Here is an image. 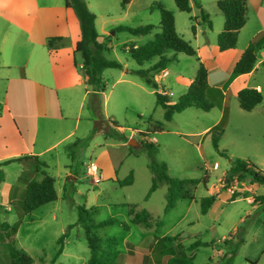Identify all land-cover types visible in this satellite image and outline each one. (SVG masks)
Segmentation results:
<instances>
[{
	"label": "rangeland",
	"instance_id": "rangeland-1",
	"mask_svg": "<svg viewBox=\"0 0 264 264\" xmlns=\"http://www.w3.org/2000/svg\"><path fill=\"white\" fill-rule=\"evenodd\" d=\"M84 1L94 14V28L106 47L103 56L119 62L122 69L146 68L156 61V57H153L138 65L124 49L125 45L144 44L159 31V13L153 6L155 3L171 11L176 33L193 45L192 31L189 28L191 13L178 10L173 0H130L124 8L119 6V0ZM215 2L216 0H190L192 12L198 14L197 18L200 10L208 15L211 22L208 34L213 37L212 42L216 45L215 30H222L223 18ZM145 24H151L153 28L144 35L115 30L118 25L135 27ZM247 28L248 23L239 33V42L246 39L244 34ZM178 56V60L174 58L166 64L163 80L157 85L170 93L167 95L170 101L176 100L185 92V81L192 80L196 71L193 56L183 53ZM120 72L121 69L117 68H106L101 72L102 102L106 114L101 103L100 119H107L110 115L111 120L122 127L123 132H118L109 124L106 133L95 134L96 130L93 132L92 128L82 144H75V139L64 142L58 148L60 157L53 154L51 165L42 169L54 179L55 200L41 204L25 214L21 210L22 200L6 204L5 206L10 207V212L0 207V264H10L9 259L16 250L29 255L32 258L31 264H85L88 248L83 228L77 221V207L83 206L90 210L87 223L96 224L109 218L128 222L129 203H135L136 209L147 210L152 223L159 221L160 226L156 232L134 224H129V228L124 229L119 222L92 227L95 235L115 239L117 263L165 264L171 256L166 249L171 247L172 254L177 255L181 250L185 255H191L193 264H264V200L261 205L254 207L246 200L247 196H251L249 191L241 190L240 193L233 189L232 191L240 193L234 199L231 200L230 195L206 214L199 212V198L207 194L205 189L210 183H217L221 173L229 166L228 160H246L264 173V109L248 113L239 109L235 99L234 107L231 109L230 106L227 125L224 126L222 122L219 124L222 133L220 136L217 134L215 147L210 140L211 133L205 136L201 130L211 123L217 108L202 111L188 107L174 112L169 120H165L162 107L156 104L153 90L132 72L126 71L120 78L139 82L144 86L142 90L137 91L124 80L114 82ZM177 74L181 77H177ZM261 83L264 98V82ZM88 100L87 97L83 106L85 114ZM93 119L98 120L97 117ZM150 124H159L161 131H149L143 141L154 140L152 144L156 146V151L153 159L166 164L169 176L178 179L205 176L208 179L205 187L201 183L195 186L192 199H178L166 212H163L166 184H159L145 199L152 174L147 167L149 157L145 148L140 145L138 132L149 129ZM98 127L105 130L104 124ZM129 139L136 140L137 145L128 144ZM104 148L112 156L109 163L113 164L114 171L110 177H106L99 170V181L94 183L86 174L84 164L89 160L94 161L99 169L102 159L97 157V152ZM70 151L72 160L68 155ZM40 158L48 161L50 156L45 154ZM16 166L9 164L4 167L8 183L15 177ZM105 167L106 162L103 165L104 169ZM32 172L35 174L34 179L42 176L41 172ZM129 172L132 175L130 184L119 185L113 180L123 179ZM262 192L263 186L259 185L256 193ZM3 220L6 224L1 223ZM232 226L237 227L243 235L237 251L229 254L226 251L227 245L221 241L231 233ZM63 233L65 237L57 242ZM176 233H179V238L172 243L160 239L161 236ZM194 240L206 242L207 245L188 250ZM59 248L61 252L57 254Z\"/></svg>",
	"mask_w": 264,
	"mask_h": 264
},
{
	"label": "crops",
	"instance_id": "crops-1",
	"mask_svg": "<svg viewBox=\"0 0 264 264\" xmlns=\"http://www.w3.org/2000/svg\"><path fill=\"white\" fill-rule=\"evenodd\" d=\"M188 1L190 17L197 22L194 32H191L192 47L195 50L193 57L197 58L206 69L207 84L218 88L223 94L221 104L212 108H217L215 117L201 130L205 136H208L209 129L213 125L221 122L224 126L227 125L230 106L231 109L234 107L233 101L236 99V93L243 87L255 88L262 95L261 102L246 112L251 113L257 109H264L261 83L264 82V46L256 51L255 63L249 72L240 75L232 74V67L246 47L248 40L264 30V0H246V20L237 33V40L241 29L248 23L244 34L246 39H243V42L242 39L240 42L236 40L237 43L232 49L222 52L217 50L215 42H212L213 37L208 34V28L199 22L198 14L192 12L190 0ZM218 32L219 29H216L215 36ZM50 37L60 38L53 47H47L45 44ZM78 39L77 18L73 10L64 5V0H0V162L20 156L36 155L45 167H48L49 164L51 165L50 160L53 154L55 157H60L58 148L64 142L88 138L94 125V119L91 118L92 112L88 104L86 114L83 112V106L92 89L85 84V76L79 69V56L74 52ZM97 40L102 43L100 36ZM178 55L179 53L175 55L176 60L180 57ZM166 70L164 68L154 74L153 79L157 85L162 82ZM126 71V68H121L120 75L114 82L124 80L136 90H142L144 86H141L139 82L120 78L121 74L125 75ZM177 77L181 76L177 74ZM190 81L191 79L185 81V87ZM160 90L162 89H157L158 92ZM100 99L102 110L105 113L103 92H100ZM109 119H111L110 115ZM109 126V123L105 124V130L102 133H106ZM114 128L120 133L123 132L119 125H115ZM100 132L98 128L95 134ZM139 140H143L141 135H139ZM128 141L133 146L137 145L134 139ZM62 151L63 149L61 153ZM45 154L50 156L48 161L40 158ZM97 157L102 159L98 169L100 174L110 177L114 170L112 169L113 164L109 163L112 157L109 150L105 148L98 150ZM9 164L17 166L14 168V179L8 183L5 180L4 167ZM1 168L3 180L0 182V207L10 212V207L5 205L11 204L14 200L16 202L22 200L25 183L34 178L35 174L31 167L18 162L4 164ZM225 171L221 173L217 183H210L205 189L206 195H215L207 212L223 198L231 195L228 187H222L221 180ZM206 180L205 186L208 183V179ZM259 185L263 186L262 193H256ZM236 189L240 193L241 190L250 192L251 196H247L246 200L248 202L252 200L250 202L252 206L257 207L262 204L254 195L264 194L263 184L241 182L236 184ZM5 220L1 223L6 224ZM235 229L236 227L232 226L231 233Z\"/></svg>",
	"mask_w": 264,
	"mask_h": 264
},
{
	"label": "trees",
	"instance_id": "trees-1",
	"mask_svg": "<svg viewBox=\"0 0 264 264\" xmlns=\"http://www.w3.org/2000/svg\"><path fill=\"white\" fill-rule=\"evenodd\" d=\"M176 8L180 11L189 13L190 5L188 0H173ZM130 0H119V6L124 8ZM246 0H216L215 5L220 11L223 22L222 30L216 35V46L219 51H225L232 49L237 40V33L239 29L244 25L246 20ZM64 5L70 7L78 21L79 26V39L74 46V52L79 56L80 72L85 76V84L88 85L92 91L88 95L87 104L92 110L93 118L97 117L98 120H94V129L98 130L100 124H110L115 127V122L111 119H100V105L101 99L99 93L103 91V81L101 79V72L106 68L121 69L122 65L111 59H107L103 56V51L106 47L100 43L98 34L94 28V14L88 9L84 0H64ZM153 6L158 10L159 31L154 33L153 38L148 40L142 45L124 46L129 57L134 60L138 65L143 62L149 61L151 58L156 57V61L150 64L146 68H137L135 70L126 69L127 72L136 73L143 83L153 90L155 95L156 104L160 105L163 109V118L169 120L174 112H180L185 108L194 107L202 111H208L215 106H219L223 99V94L218 88L211 87L206 81V69L201 62H197V67L192 80L186 87L184 93L179 95L176 100L170 101L167 95L160 94L157 89V84L153 79L155 73L166 67L169 61L174 60L177 53H183L188 56H194V48L183 38H181L175 31L174 18L171 11L163 8L160 4L155 3ZM190 31L194 32L195 24L197 23L194 18L189 17ZM199 22L203 23L207 28H210L211 22L208 15L200 10ZM153 28L151 24H145L141 26H128L118 25L115 27L116 31H126L133 35H144L150 32ZM59 37H50L46 40L47 47H53L54 43L58 41ZM264 46V31H260L253 35L246 47L241 52L239 58L236 60L232 67V74L240 75L247 73L253 67L255 63V53L258 49ZM264 65V62H263ZM262 100L261 93L255 88L243 87L236 93V101L238 107L244 111L252 109L255 105L259 104ZM100 129V128H99ZM101 132L103 129H100ZM149 131L159 132L161 126L159 124H150L149 129L143 132H139V135L143 139L147 136ZM210 140L213 145L217 147V134L221 135L222 129L219 124H215L209 129ZM84 139H75L74 143L82 144ZM140 145L145 148L149 160L147 167L152 174L151 182L148 190L145 194V199L149 194L154 191L161 183L166 184L165 202L163 212L168 211L173 207L174 202L178 199H192L193 190L195 186L201 183L203 186L206 184V177L202 178H187L178 179L171 177L167 174V166L164 162H157L153 159V153L156 151V146L152 142L141 141ZM72 160V151L68 153ZM18 162L25 166L33 168L35 172H41L40 179H29L25 183L24 194L21 202V210L23 214L30 212L37 206L53 201L56 198L54 190V179L46 175L42 170L45 168V164L38 159L36 155L20 156L12 159L0 162V182L3 180L2 165ZM132 181V175L129 172L123 179H117L116 182L119 185L130 184ZM222 187L229 188L233 181L246 182L249 184L257 183L264 185V173L257 168L253 163L239 158L231 159L228 168L222 175ZM238 195V192H231V199H234ZM215 198L214 194H208L199 198V212L205 214L208 208L211 206ZM259 201L263 202L264 195H258L255 197ZM128 222L120 221L115 218H109L98 222L96 224L87 223V216L90 210L85 209L83 206L77 207V221L83 228L85 242L88 248V257L85 264H125L117 263L116 258L118 251L116 250V241L112 237L102 238L95 235L92 232V227L101 226L106 224H112L119 222L124 229L129 228V224L140 225L144 228H153L156 232L160 226L159 221L152 223L149 213L145 209H136L135 203L127 204ZM242 232H239L238 228L234 232L229 233L227 238H224L221 243L227 245L229 254L235 253L242 242ZM65 237L63 233L57 242H61ZM179 233L174 235L161 236V240H165L168 243L177 241ZM205 246L206 242H200L194 240L189 246L188 250H192L197 246ZM166 251L171 254L167 258L165 264H193L192 256L185 255L181 250L178 254H172L171 247H168ZM61 252L59 248L57 254ZM224 256V254H223ZM54 258L52 259V261ZM10 264H31L32 258L22 250H16L13 256L9 259ZM203 264H211L205 262Z\"/></svg>",
	"mask_w": 264,
	"mask_h": 264
},
{
	"label": "built area",
	"instance_id": "built-area-1",
	"mask_svg": "<svg viewBox=\"0 0 264 264\" xmlns=\"http://www.w3.org/2000/svg\"><path fill=\"white\" fill-rule=\"evenodd\" d=\"M160 94H164V95H170V93H166L164 90H160L159 91ZM85 166V172L86 174L91 177V179L93 181H98L99 180V173H98V167L97 165L95 164L94 161H88L84 164ZM237 183H241V182H238V181H233L231 186L229 187L230 190L232 191L233 189H236V184ZM249 202H252V200H250Z\"/></svg>",
	"mask_w": 264,
	"mask_h": 264
},
{
	"label": "water",
	"instance_id": "water-1",
	"mask_svg": "<svg viewBox=\"0 0 264 264\" xmlns=\"http://www.w3.org/2000/svg\"><path fill=\"white\" fill-rule=\"evenodd\" d=\"M128 144L132 145V143H131V142H129V141H128Z\"/></svg>",
	"mask_w": 264,
	"mask_h": 264
}]
</instances>
